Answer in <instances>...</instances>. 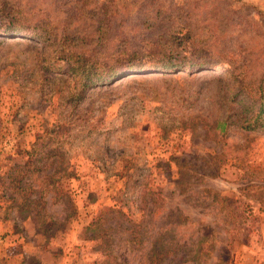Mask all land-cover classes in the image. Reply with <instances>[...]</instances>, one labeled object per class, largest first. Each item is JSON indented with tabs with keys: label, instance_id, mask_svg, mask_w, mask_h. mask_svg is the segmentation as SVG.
I'll list each match as a JSON object with an SVG mask.
<instances>
[{
	"label": "rangeland",
	"instance_id": "1",
	"mask_svg": "<svg viewBox=\"0 0 264 264\" xmlns=\"http://www.w3.org/2000/svg\"><path fill=\"white\" fill-rule=\"evenodd\" d=\"M9 1L26 22L65 34V52L93 48L90 36L109 16L100 43L111 49L143 55L160 39L175 46L168 55L191 61L220 64L231 52L249 80L264 70V0ZM6 39L0 201L14 209L0 215L14 226L0 229V264H264V117L245 129L233 112L223 133L212 130L223 116V66L119 74L74 107L64 99L77 80L47 71L34 40ZM36 161L52 171L67 164V174L48 184L43 171L30 172L24 189L4 188L8 174ZM99 214L107 231L85 233ZM81 222L77 243L65 242Z\"/></svg>",
	"mask_w": 264,
	"mask_h": 264
},
{
	"label": "trees",
	"instance_id": "2",
	"mask_svg": "<svg viewBox=\"0 0 264 264\" xmlns=\"http://www.w3.org/2000/svg\"><path fill=\"white\" fill-rule=\"evenodd\" d=\"M23 7L16 6L12 1L3 0L0 2V16L6 18V22L0 19V42L8 40L6 38H20L34 40L36 44L33 47L39 50L41 61L44 63V68L49 72L60 71L68 76L74 77L77 80L76 90L67 94L65 101L74 103V107L77 103L84 98L88 88L93 85H100L107 83L119 74L128 73L132 74V71L140 69H163L165 71H182L183 68L186 72H192V68L195 66L201 67L203 70L210 69L209 66H223L224 74L227 76L223 84V88L220 90L221 102L224 104L223 116L214 120L212 124V130L216 134L223 133L227 128V118L231 116V113L236 112L240 118L241 127L245 129H253L257 122L261 121L264 117V70L259 75H253V80L248 79L249 71L244 67L237 65V60H234L231 56V52L223 54L224 61L220 64H209L207 62L191 61L186 54H179L170 56L168 50H174L172 45H165L160 39H155L150 42L151 46L147 49L146 53L141 55L139 49H133L128 47L119 46L115 49L106 47L105 44L100 43L101 40V27L106 25L110 20L109 16L103 17L98 20V26L94 28V32L99 34L91 35L90 39L95 40V46L90 49L78 50H67L65 52L64 46L67 43L68 37L65 34H57V27L47 25L43 21L26 22L21 18ZM82 41L87 40L88 36L80 34ZM74 37V35L72 36ZM28 40V41H29ZM99 45V47H97ZM66 47V46H65ZM200 48V47H198ZM201 49V48H200ZM141 55V56H139ZM226 55H228L226 59ZM54 61H61L63 66H56L53 64ZM225 63V64H224ZM226 65V66H225ZM232 81L231 86L229 82ZM226 85V87H225ZM240 100H246L248 107L241 108L239 106ZM238 102V103H237ZM240 107V109L238 108ZM36 161L35 163H26L25 170L22 171L20 176L11 173L7 176V184L4 188L9 189L15 185H19V189H24L26 183L32 184L24 180V178H31L27 175L30 172L36 173L43 171L44 175L48 179L47 182L50 184L54 180L60 179L67 174V164L61 163L58 169L52 168L50 165ZM40 163H42L40 165ZM31 182V181H30ZM34 185V184H33ZM31 185V186H33ZM51 186V185H50ZM36 189V188H33ZM7 193V191H5ZM8 194V193H7ZM11 195V194H9ZM14 197L13 195H11ZM18 196L17 198H19ZM28 196L22 195L21 198ZM104 210L121 213L111 207H105ZM102 213V211H101ZM95 216L89 225L85 227V233L87 231H107V228H103V222L105 219ZM162 218H166V215ZM98 235H89V239L97 238ZM110 247L111 242L107 243ZM111 249V247L109 248ZM161 255H164L162 253Z\"/></svg>",
	"mask_w": 264,
	"mask_h": 264
},
{
	"label": "crops",
	"instance_id": "3",
	"mask_svg": "<svg viewBox=\"0 0 264 264\" xmlns=\"http://www.w3.org/2000/svg\"><path fill=\"white\" fill-rule=\"evenodd\" d=\"M69 181H72V179H70ZM73 194H74V196H78V198L80 196V195H76V192ZM1 203H2V206L0 208H7L9 210V208L11 207V204H9L10 202H8L6 199L3 201H0V204ZM11 209H12V213H13L14 208L11 207ZM13 218H14L13 216L9 217V216L0 215V229H3V231H9L11 228H13V226H14V219ZM75 226L77 227V230H75V232H73V235H72L71 231H70V233H67L66 238L64 240L65 242H68L71 239L72 242L76 241V243H77V240L79 239L80 233L83 230L84 224L81 222L79 225L75 224Z\"/></svg>",
	"mask_w": 264,
	"mask_h": 264
}]
</instances>
